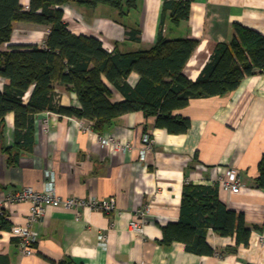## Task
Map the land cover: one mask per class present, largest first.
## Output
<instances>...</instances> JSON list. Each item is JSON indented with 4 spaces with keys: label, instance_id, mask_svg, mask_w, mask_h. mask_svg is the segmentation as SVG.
I'll return each instance as SVG.
<instances>
[{
    "label": "crops",
    "instance_id": "1",
    "mask_svg": "<svg viewBox=\"0 0 264 264\" xmlns=\"http://www.w3.org/2000/svg\"><path fill=\"white\" fill-rule=\"evenodd\" d=\"M136 1L137 8L128 20L118 19L106 6L92 11L76 3L64 6L65 20L72 33L100 39L110 53L116 48L122 53L150 50L160 33L168 39H196L199 45L184 70L193 82L216 46L231 40L235 23L264 35V0H189L190 18L178 25L169 21L162 25L165 0ZM36 26L45 28L41 41L10 44L44 47L50 30ZM126 26L141 30L139 42L129 39ZM103 79L113 92L112 101H125ZM139 80V74L132 73L128 83L135 88ZM56 92L62 107L81 108L75 92L61 85ZM173 116L191 121L187 133L176 135L157 128L156 119H147L142 111L116 119L103 134L95 132L88 120L43 112L35 117L33 149L21 150L11 164L6 149L15 145V117L9 114L5 141L0 142V195L26 187L43 191L53 173L61 197H115L118 210L105 214L82 209L77 213L49 206L33 226L39 242L32 256L23 254L20 239L10 230H0V264H57L67 258L77 264H264V190L256 183L264 156V74L246 78L227 96L192 100ZM145 133L154 144L142 159ZM102 137H114L134 148L122 151L103 146ZM229 169L239 174L244 185L240 193L220 186ZM188 183L218 186L219 199L229 210L244 214L249 226L263 229L253 231L249 245H241L236 252H224L235 247V237H222L212 229L207 242L215 250L213 255L187 252L180 242L165 247L161 244L163 227L179 222ZM149 204L153 206V222L143 234L131 231L135 210ZM29 212L28 203L5 209L12 226L26 223ZM101 234L107 237L105 245L101 244Z\"/></svg>",
    "mask_w": 264,
    "mask_h": 264
},
{
    "label": "trees",
    "instance_id": "2",
    "mask_svg": "<svg viewBox=\"0 0 264 264\" xmlns=\"http://www.w3.org/2000/svg\"><path fill=\"white\" fill-rule=\"evenodd\" d=\"M76 3L96 11L106 6L117 13L120 20H128L137 8L136 0H29L25 9L22 0H0V142L5 141V121L15 117V145L7 148L13 164L21 150L31 151L35 143V117L43 112L78 118L92 122L95 132L103 134L123 115L142 111L147 119L155 118L156 127L171 134H185L191 121L173 116L177 110L189 106L195 99L224 97L237 90L242 82L257 74H264V35L233 25L228 43H219L210 61L196 82L184 73L199 41L190 38H165L150 50L122 53L116 48L108 52L103 42L93 36L76 35L65 20L64 6ZM191 1L165 0L162 25L167 21L178 25L189 20ZM16 23L49 28L44 47L12 45ZM125 25V24H124ZM127 28L131 41L141 40V30ZM8 45L7 50L2 47ZM132 73L140 76L132 88L128 79ZM103 78L124 97L113 102V92ZM57 85L75 92L81 108L62 107L56 92ZM28 97V102L26 98ZM257 186L264 190V156L259 164ZM9 219H0V230H10ZM222 237H235L236 252L248 246L253 231L263 227L246 223L245 216L229 210L219 199V187L185 185L182 195L181 217L178 223L163 227L165 247L183 243L187 252L209 256L215 250L207 242L209 230ZM57 264H77L67 258Z\"/></svg>",
    "mask_w": 264,
    "mask_h": 264
},
{
    "label": "built area",
    "instance_id": "3",
    "mask_svg": "<svg viewBox=\"0 0 264 264\" xmlns=\"http://www.w3.org/2000/svg\"><path fill=\"white\" fill-rule=\"evenodd\" d=\"M25 9H29V4ZM100 143L106 147H113L122 151L132 149L134 146H124L117 142L114 137H102ZM143 150L141 152L142 159H146L148 151L154 144V139L151 135L145 133L142 138ZM50 181L43 191H37L31 187H26L16 193L8 194L6 196L0 195V219L8 216L5 209L12 205H19L28 203L30 205V212L26 223L13 225L10 229V234L13 237L19 238L23 245V254L25 256H32L36 253V245L39 242L38 233L34 230L33 226L45 214L46 208L49 206L62 207L68 210H74L79 213L82 209H91L105 214H111L118 210V203L115 197L106 199L97 196L88 198H64L57 193L55 186V177L53 173L49 175ZM220 186L223 189H229L233 193H240L244 185L235 169H229L225 177L220 179ZM153 206L151 204L140 207L135 210L133 220L130 224L131 231L143 234L145 227L153 222ZM100 241L102 245L107 242V237L101 234Z\"/></svg>",
    "mask_w": 264,
    "mask_h": 264
},
{
    "label": "rangeland",
    "instance_id": "4",
    "mask_svg": "<svg viewBox=\"0 0 264 264\" xmlns=\"http://www.w3.org/2000/svg\"><path fill=\"white\" fill-rule=\"evenodd\" d=\"M24 7H27L29 2L28 0H22ZM27 10V9H26ZM16 34L12 38V43H36L37 41H41V37H43V33H45V28L37 27L33 24L26 23H16L15 24ZM3 50H7V46L2 47ZM2 84L0 81V88H2Z\"/></svg>",
    "mask_w": 264,
    "mask_h": 264
},
{
    "label": "bare ground",
    "instance_id": "5",
    "mask_svg": "<svg viewBox=\"0 0 264 264\" xmlns=\"http://www.w3.org/2000/svg\"><path fill=\"white\" fill-rule=\"evenodd\" d=\"M28 2H29V0H28Z\"/></svg>",
    "mask_w": 264,
    "mask_h": 264
}]
</instances>
